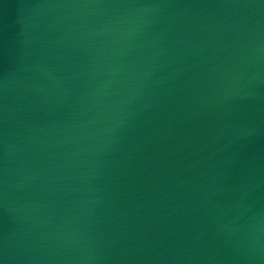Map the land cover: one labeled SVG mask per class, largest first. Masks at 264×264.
I'll use <instances>...</instances> for the list:
<instances>
[{
  "label": "water",
  "instance_id": "obj_1",
  "mask_svg": "<svg viewBox=\"0 0 264 264\" xmlns=\"http://www.w3.org/2000/svg\"><path fill=\"white\" fill-rule=\"evenodd\" d=\"M0 264H264V0H0Z\"/></svg>",
  "mask_w": 264,
  "mask_h": 264
}]
</instances>
